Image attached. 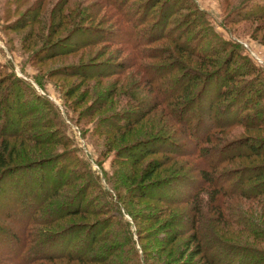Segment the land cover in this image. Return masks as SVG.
Here are the masks:
<instances>
[{
	"label": "rangeland",
	"instance_id": "374dc122",
	"mask_svg": "<svg viewBox=\"0 0 264 264\" xmlns=\"http://www.w3.org/2000/svg\"><path fill=\"white\" fill-rule=\"evenodd\" d=\"M150 1L0 0V80L7 79L3 86L0 85V102L6 99L7 89L20 93L19 104L22 105V124L24 125L16 127H21L27 138L19 146L31 149L32 161L39 159L43 161L48 157L69 156L74 164L77 161L80 162L76 169L73 167L74 171L82 174L90 172L94 180L96 176L99 179V182L96 180L93 182L95 187L89 185L91 178L84 182V185L82 184L85 188L86 200L89 199L95 207L99 208L94 209V214L86 212L71 216L63 215L58 218L51 213L44 216L55 217L52 219L53 223L48 226H36L37 229H34L43 232L51 231V236H54L53 231L66 230L74 225H84L83 229L89 231L91 224L97 222L99 218H109L111 223L105 229L108 239L104 243L112 247L113 253L103 262L93 261L85 264H209L202 254L190 257V252L192 251L191 255H194V250H197L195 242L189 246L195 237H191L193 232L183 225L170 227L174 228L178 235L180 234L175 242L170 244L171 239H167L161 243L159 239V237L166 239L171 236V231L166 228V222L169 223L168 220L174 218L173 214L183 216L186 211L189 212L191 207L189 204L158 205L152 201L135 197L131 199L130 196H125L127 193L124 186L133 187L142 183L141 176L144 172L151 173L155 168L158 169L153 174V181L173 178L179 174V177L193 174L192 178L198 185L201 184L197 174L198 169L208 168L205 160L176 157L166 153L149 155L137 165L125 164L127 157L123 150L128 149V145L136 140L176 134L175 129H178V126L160 108L151 111L152 113L149 112L143 120L138 122L133 132H124L121 135V133L112 131L111 124L117 122L118 119L119 122L121 120V124L127 125L124 116L128 111L138 110L136 101L140 102L139 109L142 106L146 109L153 103L150 99L155 96L151 90L152 82L155 80L153 78L158 77L157 72L161 71V66H166L167 61L156 58L146 59L147 53L150 54L152 48L173 49L174 46L169 40L150 41L153 38L151 35L159 30L158 27L150 31L147 34L149 36L146 35V30L155 20V16L149 17L140 27L133 26L136 25L138 13L142 7ZM115 2L124 5L123 13L129 16V19H125L124 15H117L119 9H116ZM184 2L191 8L190 13L189 8L182 11L177 10L169 18L170 24L167 27L174 25L178 27L181 24L180 17L185 14L195 16L194 7L199 11H204L205 15L202 20L207 23L204 26L205 31L212 34L210 39L219 48L221 42L226 41L228 45L237 49L236 52H239L241 57L250 59L261 70V75L251 82H254V85L264 93V20L254 19L252 16L261 11L256 5H264V0H184ZM168 8L170 7H165L162 14H158L161 12L158 11L157 15L162 16ZM146 10H148L147 6ZM199 22L201 23V20ZM161 23L164 26L162 21ZM86 29L90 31L87 32ZM73 30H75L73 36L68 42L66 38ZM132 39L139 42H136L135 46L141 42L143 44L135 49L134 45H131ZM73 41H79L80 44L70 49ZM230 41L233 43L230 44ZM52 46L56 47L51 49ZM135 51L144 55L143 59H140L142 66L139 71L134 65L131 66L132 61L137 58ZM229 52L226 50L217 55L218 60L228 55ZM155 53L151 55L154 56ZM211 56L209 54L207 58H212ZM186 57L187 55L184 54L180 59L186 60ZM213 58L215 59L216 56ZM214 59L210 62H214ZM87 63L96 64L90 72L96 75L99 70H102L106 75L86 79L74 75L68 76L61 70L64 67ZM206 68L205 66L204 70ZM246 82L247 84L250 82V77L243 78L237 85L242 86ZM261 106H264V101H260L255 108ZM192 110L193 108L185 112V118L191 114ZM2 114L0 110V148L4 140L1 134L10 132V130H4ZM118 114L123 116L124 120L117 116ZM216 115L219 114L216 113ZM221 117L223 116L219 115L217 119L229 120L225 117L221 119ZM228 118H230L229 114ZM262 118L263 116L259 114L256 119L257 123L264 124L261 121ZM193 121L191 129H194L196 120ZM231 121L233 123L229 124L230 127H222L216 131L218 143L235 138L244 140L248 135L258 139L264 138L263 125L257 130L250 128V123H248L249 128L245 129L235 125L236 121ZM209 126L201 123L194 129L196 138L204 137ZM12 128L14 126L10 127ZM2 129L6 132H2ZM106 130L112 132L105 133ZM177 134L176 138H179L180 134ZM34 138L49 143L36 142ZM8 140H14L17 144L19 142L12 138ZM125 146L127 147L123 148ZM120 150L121 155L118 153ZM68 162L64 161L66 164ZM16 163L23 164L22 162ZM249 163V159L238 158L236 161L233 160L229 166L237 168L242 167L241 165L249 167L258 164L257 162ZM18 167L21 168L23 165ZM105 177L115 187L116 192L107 184ZM84 178L86 177L70 188L77 189ZM174 182L176 181L170 184ZM188 184L190 186V183ZM184 190L185 193L182 195H172L185 198L188 193L186 189ZM122 201H125L128 211L136 216L134 220L125 212ZM8 204L9 201H0L1 215L9 210ZM169 208H171L170 211ZM220 208L223 214L232 212L233 217L242 222L237 221V226L224 223L226 219L223 216L218 219L215 216L217 211H211V207H206L197 219L200 224L199 234L205 238L217 234L219 239L222 237L236 243L233 248L234 252H225L223 255L219 252L213 254L222 259L226 257L224 261L227 260L228 264H242L245 260H253L254 257H249L240 249L248 250L252 245L264 250V241L257 239L252 233L258 229H264V210L257 202L243 197H233ZM156 209L162 212L158 213ZM154 213L160 214L157 223L149 219L151 216L153 219L159 217L150 215ZM4 225L18 228V232L19 229L23 230V226L15 223L4 222ZM96 228V230L102 229L98 226ZM84 243H86V238L75 239V241L72 238L70 248L82 252L85 247ZM28 246L34 247L33 244ZM218 262L222 264L223 260ZM50 264H58V261Z\"/></svg>",
	"mask_w": 264,
	"mask_h": 264
},
{
	"label": "trees",
	"instance_id": "16d2710c",
	"mask_svg": "<svg viewBox=\"0 0 264 264\" xmlns=\"http://www.w3.org/2000/svg\"><path fill=\"white\" fill-rule=\"evenodd\" d=\"M145 4L148 10H146V6L142 7V10L138 13L139 17L136 25L133 26L140 27L149 17L155 16V20L146 30V35L158 27L159 30L151 35L153 38L150 41L169 40L174 46L173 49L152 48L150 54L147 53L146 59L156 58L167 61L166 66H161V71L157 72L158 77L153 78L155 80L152 82L151 90L155 96L150 98L153 103L146 109L143 106L139 109L140 102L136 101L135 104L138 110L136 112L128 111L124 116L127 125L121 124V120L119 122L118 119L117 122H112V131L121 133V135L124 132H133L134 127L149 112L160 108L178 126L175 131L176 134H180L179 138H176V134H172L173 136L168 137L151 136L136 140L128 145V149L123 150L125 157H127L125 164L137 165L149 155L166 153L176 157H191L199 161L205 160L208 163V168H199V171H197L201 180L200 185L194 182L193 174H185L182 177H179V174L173 176V178L153 181V174L158 169L155 168L151 173L144 172L141 176L142 183H138L133 187L124 186L127 193L125 196H130L131 199L135 197L152 201V203L158 205L189 204L191 206L189 212L186 211L183 216L173 214L174 218L168 220L169 223L166 222V228L171 231V236L166 239L159 237L161 243H164V240L167 239H171L170 244L175 242L180 234L178 235V232L170 227L180 224L193 232L191 237H195V240L189 246L195 242L197 250H194V255H191V251L190 257L202 254L209 264H219L218 261L220 260H223L222 264H228L227 260L224 261V259H227L226 257L222 259L217 255L213 256V254L219 252L223 255L225 252H234L233 248L236 243L227 241L222 237L219 239L217 234L206 238L201 237L198 232L200 224L197 219L199 215L203 214L204 208L211 207V211H217L215 216L218 219L223 216L226 219L224 223L236 225L237 221L241 220H236L232 212L223 214L220 208L233 197H243L255 201L264 210V138L258 139L248 135L244 140L235 138L221 143H218L216 138V131H219V128L222 127H230L229 124L233 123L231 120L236 121L235 125L245 129L250 126V128L258 130L262 125L264 126L262 122L257 123L256 121L257 116L260 114V116H263L261 121L264 122V106L255 108L260 101H264V93L254 85V82H251L261 75V70L250 59L241 57L239 52H236L237 49L228 45V42L222 41L220 48L213 43L210 39L212 34L205 31L206 27L204 26L207 23L202 20L205 15L204 11H199L194 7L195 16L190 15L191 8L186 6L184 0H151L148 4ZM115 5L116 9H119L117 15H124L125 19L130 18L123 13L124 5L122 3L115 2ZM256 6L261 11L252 16L254 19L264 20V5ZM165 7L171 9H166V13L162 16L157 15L158 11H161L158 14H162ZM188 8L189 13L180 17L181 24L178 27L176 25L167 27L170 24L169 18L173 13ZM198 28L201 29V32ZM74 31L66 38L68 42ZM78 31H82V29H78ZM86 31L90 30L86 29ZM136 42L139 43L134 39L131 40V45H134L135 49L143 44L141 42L135 46ZM232 43L230 41V44ZM71 44L72 48L70 49H74L80 43L79 41H73ZM55 47L52 46L51 49ZM226 50L230 51L229 54L218 60L217 55ZM153 53H155L154 56L151 55ZM135 54L137 58L132 61L131 66L134 65L139 71L142 66L140 59H143L144 55L137 51H135ZM184 54L187 55L186 60L180 59ZM209 54L212 55V58H207ZM211 59H214V62H210ZM95 65L87 63L64 67L61 70L68 76L74 75L86 79L105 76L106 74L102 70H99L96 75L90 72L93 67H96ZM205 66L207 67L206 70H204ZM141 73L144 75V72L141 71ZM246 77H250V82L238 86L237 83ZM6 81L7 79L0 80V85L3 86ZM6 92L7 97L3 102H0V110L3 113L1 118L4 119V130H10V132L9 134H1L4 140L0 148V201H9L7 206L9 210L2 213L3 215L0 214V264H50L57 263V261L58 264H71L73 262L85 264L107 260L113 253L112 247L106 246L104 243L108 239L105 229L111 223L107 217L99 218L97 222L91 224L89 231L83 229L84 225H74L66 230L53 231L52 235L54 236H51V231L34 230L37 229L36 226L50 225L55 217L60 218L63 215L71 216L86 212L94 214V209L99 208L95 207L89 199L86 200L85 188L82 187V184L91 178L89 185L95 187L93 182L95 180L99 182V179L96 176L94 180L90 172L82 174L74 171L73 167L76 169L80 162L77 161L74 164L73 159L69 156L48 157L43 161L42 159L32 161L31 149L19 146L27 138L21 128L24 124H22V105L19 104L20 93L8 89ZM191 108H193L191 114L185 118V112ZM216 113L229 120H218L219 115H216ZM228 114L232 119L228 118ZM117 116L124 120V117L120 114ZM193 120H196L194 129L201 123L210 125L204 137L196 138L195 130L191 129L194 124ZM248 123H250L249 126ZM17 125L21 127L17 128ZM13 126L14 128L10 129ZM4 130L2 129V132H6ZM112 131L106 130L105 133ZM11 138L19 140L18 144L14 140H8ZM34 141L43 144L49 143L37 139ZM188 144L189 147L187 148ZM208 146L209 148H206ZM118 153L121 155V150ZM238 158L249 159V164L255 162L258 164L249 167H243V165L237 168L230 167L229 164ZM64 161L69 162L66 164ZM16 162H22L23 164ZM21 165L23 167L19 168L18 166ZM35 169L39 170L36 171ZM83 177L86 178L77 189L70 188L82 181ZM105 180L115 191V187L109 182L108 178L105 177ZM172 181L176 182L170 184ZM188 183H190V186H188ZM89 185L87 187H90ZM184 189L188 193L187 197L178 198L172 195H182L185 193ZM121 204L125 212L134 220L136 216L128 211L125 201H122ZM156 210H158V213L162 212L160 209ZM170 210L171 208H169ZM51 213H54L55 217L44 216ZM150 215L159 216L155 219L152 216L149 218L157 223L160 214ZM42 217L43 220H41ZM4 222L21 225L23 230L19 229L18 232V228H13L11 225L6 226ZM97 226L102 227V229L96 230ZM252 233H254V237L264 241V229H258ZM72 238H74V241L75 239L86 238L84 251L71 250ZM30 244H33L34 247H29ZM245 246L248 247L249 245ZM240 251H244L249 257H254L253 260H245L242 264H264L263 249L250 245L248 250L240 249Z\"/></svg>",
	"mask_w": 264,
	"mask_h": 264
}]
</instances>
